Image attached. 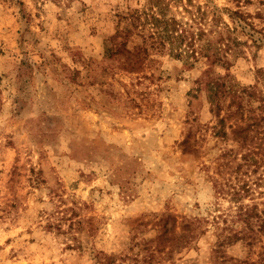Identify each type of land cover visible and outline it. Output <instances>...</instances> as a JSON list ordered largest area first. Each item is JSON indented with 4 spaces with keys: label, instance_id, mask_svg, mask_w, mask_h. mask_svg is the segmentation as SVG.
<instances>
[{
    "label": "rangeland",
    "instance_id": "obj_1",
    "mask_svg": "<svg viewBox=\"0 0 264 264\" xmlns=\"http://www.w3.org/2000/svg\"><path fill=\"white\" fill-rule=\"evenodd\" d=\"M149 1L0 0V264H260L264 0H191L229 28L204 37L232 41L213 68L233 88L225 135L209 60L186 67L138 34L114 54L128 9L170 34Z\"/></svg>",
    "mask_w": 264,
    "mask_h": 264
},
{
    "label": "trees",
    "instance_id": "obj_2",
    "mask_svg": "<svg viewBox=\"0 0 264 264\" xmlns=\"http://www.w3.org/2000/svg\"><path fill=\"white\" fill-rule=\"evenodd\" d=\"M190 6L191 0H187L185 3H182L181 0L149 1L148 7H146L148 8L149 12L154 9L153 12L156 13V15H158L161 19L171 20V31L165 40L160 39L155 35V32L151 30H148L147 35L143 33L146 24L149 21L148 13H146L147 9L144 8L141 11L136 8L128 9L126 17L127 21L120 22L116 28L115 34L111 37L112 42H114V54L121 52L129 53V38L132 34H138L142 38L143 42H145L148 38L158 39V45L164 47L168 51L169 56L181 60L186 67H192L199 58H205L206 60H209L210 65L204 71L205 76L210 78L206 85V97L208 103L211 106V111L217 117V124L213 127L214 134L217 135L221 134L222 132V134L225 135L224 119L223 117L219 116V111L221 109L222 98L225 94L231 93L233 88L232 84H229L227 79L224 78L225 76L214 75L213 68L215 66L223 67L225 64L223 58H225L226 53L230 51V42L232 41L229 37H227L224 42H222L221 39L213 48L206 49L204 37L208 31L210 32V29L207 30L208 26L218 27L221 24L224 25L225 29L228 30L229 28L224 21H221V16L216 14L219 11L218 8H212L210 17L206 19L208 13L207 11L202 9L200 6L191 11ZM178 7L181 8L182 12L187 13L189 18L183 19V17H181L177 19L174 15L176 12L180 13ZM142 13L143 18L141 16ZM234 14L241 19L236 22L246 23V20L241 18V15H243L241 12H230L229 18H232ZM254 40L257 42L256 39ZM136 47L137 46H134V48ZM256 217L259 219L258 227H263L264 218H261L260 215H257ZM100 255L102 254H93L92 264H113L111 257L102 258ZM259 263L264 264V253L259 255Z\"/></svg>",
    "mask_w": 264,
    "mask_h": 264
}]
</instances>
